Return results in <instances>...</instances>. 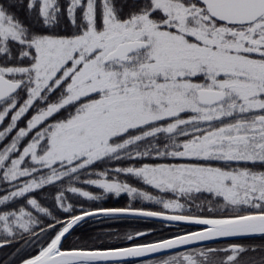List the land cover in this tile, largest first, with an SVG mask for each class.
<instances>
[{
  "label": "snow or ice",
  "instance_id": "1",
  "mask_svg": "<svg viewBox=\"0 0 264 264\" xmlns=\"http://www.w3.org/2000/svg\"><path fill=\"white\" fill-rule=\"evenodd\" d=\"M0 264H264V0H0Z\"/></svg>",
  "mask_w": 264,
  "mask_h": 264
},
{
  "label": "trees",
  "instance_id": "2",
  "mask_svg": "<svg viewBox=\"0 0 264 264\" xmlns=\"http://www.w3.org/2000/svg\"><path fill=\"white\" fill-rule=\"evenodd\" d=\"M121 203H126V200H122V201H120Z\"/></svg>",
  "mask_w": 264,
  "mask_h": 264
}]
</instances>
